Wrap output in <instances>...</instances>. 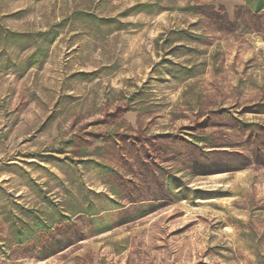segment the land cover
<instances>
[{"label": "rangeland", "instance_id": "obj_1", "mask_svg": "<svg viewBox=\"0 0 264 264\" xmlns=\"http://www.w3.org/2000/svg\"><path fill=\"white\" fill-rule=\"evenodd\" d=\"M0 32V264H264V10L0 0Z\"/></svg>", "mask_w": 264, "mask_h": 264}, {"label": "trees", "instance_id": "obj_2", "mask_svg": "<svg viewBox=\"0 0 264 264\" xmlns=\"http://www.w3.org/2000/svg\"><path fill=\"white\" fill-rule=\"evenodd\" d=\"M247 1V10L253 13H260L264 10V0H246ZM212 10V9H211ZM1 34V32H0ZM10 35L18 40H23V41H27L28 36L26 35H22V34H18V33H10ZM125 110H120L118 109L115 113V116H118L122 113H124ZM114 116V115H113ZM248 127L250 128H254L255 130H257L258 127H254L253 125H249Z\"/></svg>", "mask_w": 264, "mask_h": 264}]
</instances>
